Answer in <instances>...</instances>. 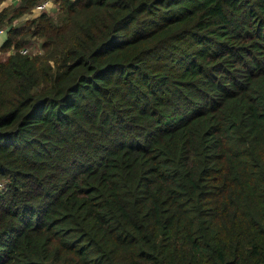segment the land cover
<instances>
[{"label": "trees", "instance_id": "obj_1", "mask_svg": "<svg viewBox=\"0 0 264 264\" xmlns=\"http://www.w3.org/2000/svg\"><path fill=\"white\" fill-rule=\"evenodd\" d=\"M5 1L0 264H264V0Z\"/></svg>", "mask_w": 264, "mask_h": 264}, {"label": "rangeland", "instance_id": "obj_2", "mask_svg": "<svg viewBox=\"0 0 264 264\" xmlns=\"http://www.w3.org/2000/svg\"><path fill=\"white\" fill-rule=\"evenodd\" d=\"M13 0H6L4 3H3V5H2V8H5V7H10V6H13V2H12ZM18 3V2H17ZM16 3V4H17ZM30 18H33V14L32 15H30V16H27V17H25V18H22V19H20V20H17L15 23H13V25H24L25 23H26V21L28 20V19H30ZM1 34V33H0ZM3 34V36H1L0 35V44H1V42H3V40L5 39L6 40V34L5 33H2ZM4 36H5V38H4ZM3 44V43H2ZM40 45H41V41H37V40H34L33 41V45H31V46H29V48L31 49V52L33 53V54H39L40 53ZM1 57H3V58H5L6 57V55H2Z\"/></svg>", "mask_w": 264, "mask_h": 264}, {"label": "built area", "instance_id": "obj_3", "mask_svg": "<svg viewBox=\"0 0 264 264\" xmlns=\"http://www.w3.org/2000/svg\"><path fill=\"white\" fill-rule=\"evenodd\" d=\"M49 6H50V1H46V2L42 3L41 5H39L37 9H35V13L39 15L40 13L45 11L47 9V7H49ZM4 32H5V30H2L0 33L2 34ZM23 52L27 53V50H24Z\"/></svg>", "mask_w": 264, "mask_h": 264}, {"label": "crops", "instance_id": "obj_4", "mask_svg": "<svg viewBox=\"0 0 264 264\" xmlns=\"http://www.w3.org/2000/svg\"><path fill=\"white\" fill-rule=\"evenodd\" d=\"M17 1H18V0H13L12 2H13V3H17ZM49 10H51L52 13H55L56 10H57L56 5H54V3H53L52 0H50ZM0 35L3 36V34H0ZM4 38H5V36H4ZM4 41H5V39L3 40V42H4ZM3 42H1V44H2Z\"/></svg>", "mask_w": 264, "mask_h": 264}]
</instances>
